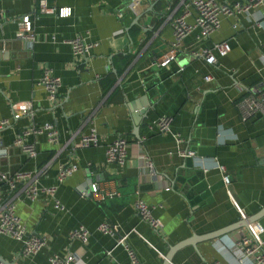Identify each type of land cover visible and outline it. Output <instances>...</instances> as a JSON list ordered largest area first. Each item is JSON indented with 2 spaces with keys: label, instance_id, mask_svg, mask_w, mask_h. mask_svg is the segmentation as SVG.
Here are the masks:
<instances>
[{
  "label": "crops",
  "instance_id": "1",
  "mask_svg": "<svg viewBox=\"0 0 264 264\" xmlns=\"http://www.w3.org/2000/svg\"><path fill=\"white\" fill-rule=\"evenodd\" d=\"M39 4L69 8V15L38 13ZM166 7L167 0H0V119H8L0 131V169L32 172L54 155L36 185L54 187L63 207L58 209L42 195L15 202L20 221L42 235L44 244L22 257L20 243L0 234V257L8 263L48 264L50 255L71 252L83 264H131L117 242L123 237L140 264H162L171 246L238 221L235 206L249 217L264 205V115L241 120L236 105L241 87L264 79V18L256 25L242 13L222 17L209 36L197 30L186 35L175 58L157 67L155 61L171 39ZM22 15L32 22L31 47L15 35ZM77 34L95 46L86 61L76 65L68 40ZM221 41L228 51L216 54L213 65L190 55ZM43 67L60 79L54 101L35 85ZM204 75L210 80L203 81ZM204 84L210 87L201 88ZM148 99L155 100L153 108H147L133 129L132 111ZM160 115L171 118L168 133L150 124ZM45 121L56 127V145L42 134L28 137L34 157L11 146L20 129ZM88 127L95 128L98 145L68 154V144ZM172 134L183 141L176 145ZM116 136L129 144L120 166L104 163L105 146ZM186 144L195 152L192 159L178 153ZM141 152L154 177L136 157ZM69 161L76 164L75 171L57 182V166ZM216 163L224 166L227 185ZM91 184L101 191L114 188L118 195L97 202L89 193ZM136 198L158 218L159 229L137 217L132 208ZM102 221L114 225L118 234L100 233L97 225ZM258 222L264 239V214ZM77 225L89 232L84 245L68 239ZM243 229L184 244L172 253L169 264H251L238 263L228 250Z\"/></svg>",
  "mask_w": 264,
  "mask_h": 264
},
{
  "label": "built area",
  "instance_id": "2",
  "mask_svg": "<svg viewBox=\"0 0 264 264\" xmlns=\"http://www.w3.org/2000/svg\"><path fill=\"white\" fill-rule=\"evenodd\" d=\"M139 0H135L138 2ZM131 4V3H130ZM132 3L129 9L133 8ZM167 20L171 28V39L167 50L159 59L155 61L157 67L165 66L172 61L179 49L181 40L194 30H197L201 36H209L219 27L220 19L227 16H235L242 13L246 17H251L256 25H259L261 18H264V0H237L231 3L220 2L219 0H167ZM253 10L258 11L255 13ZM37 12L41 14L56 13L60 17L69 15V8L61 7L54 9L44 4H39ZM190 18V20H187ZM16 38L24 40L28 47L33 42L32 22L28 15H22L17 21ZM74 64L86 61L90 50L95 43L85 41L80 35H74L68 40ZM228 51V45L225 41L216 42L208 47L190 52L191 56L202 58L206 64L213 65L216 63L215 55H224ZM264 61V55L262 56ZM210 80L209 75L203 76V81ZM35 85L40 86L47 93L49 101L57 98L58 88L60 86L59 77L52 74L48 67H43L41 74ZM241 98L236 102L241 120L261 117L264 115V79H260L255 84L248 87H241ZM171 118L167 115L156 117L150 124L156 131L160 133H168L170 131ZM8 125V119H0V131ZM42 134L45 136L49 144L56 145L58 142V132L54 124L45 121L40 124H31L26 128L20 129L11 146L17 147L27 157H34L36 154L34 143L28 140L30 136ZM172 137L178 145L183 140L178 134H172ZM99 142L94 127H88L86 132L79 135L76 142L68 144V154H73L75 148H86L97 146ZM129 144L121 137L116 136L104 149V163L122 165L125 161L127 147ZM178 153L182 157H192L193 152L189 150L178 149ZM4 151H0L3 156ZM154 177L153 170L148 157L144 153H138L136 156ZM54 155L46 162L37 167L32 172H12L0 169V234L6 235L20 243L19 254L27 257L38 252L44 244V237L34 231L28 230L20 221L15 213V202L20 198L34 200L40 195L53 202L58 209H62V205L54 196V187H37L38 179L45 173L46 169L52 163ZM216 168L221 174L223 185L229 183V176L223 165L216 163ZM76 169V164L69 161L67 164H59L57 166L56 181L61 182L63 179L71 175ZM89 193L94 196L95 201H102L105 198H112L118 195L113 188L101 191L96 184L90 185ZM236 211L244 218L242 211L237 207ZM132 208L137 217L146 223L151 229L157 230L161 223L158 218L154 217L149 206L141 199L136 198L132 203ZM100 233L108 236H116L117 228L109 222L102 221L97 225ZM263 227L258 220L251 221L238 234L236 240L231 243L228 248L231 255L238 263L245 260L251 261V264H264V239L262 238ZM89 237L88 230L82 225H77L68 232L69 240H77L82 245L87 242ZM117 242L126 251L131 264H140L128 244L123 237H118ZM0 264H4L0 261ZM48 264H83L75 253L67 252L64 256L52 254L48 257ZM208 264H220L218 261H212Z\"/></svg>",
  "mask_w": 264,
  "mask_h": 264
},
{
  "label": "water",
  "instance_id": "3",
  "mask_svg": "<svg viewBox=\"0 0 264 264\" xmlns=\"http://www.w3.org/2000/svg\"><path fill=\"white\" fill-rule=\"evenodd\" d=\"M131 3V2H130ZM138 16H134V22H136ZM210 86H208L207 84L202 85L201 88H209ZM141 100V99H138ZM155 101V100H154ZM154 101H152V99H148L147 101H145L146 105H142L139 106L136 104L134 110L132 111L131 117H132V121L134 123V127L133 129H137L138 128V123L145 118V111L147 110V108H153L154 105ZM137 137V135H135ZM183 150H189L191 152H193V155L195 154V152L193 151L192 147L188 146V144H186V147ZM183 158H188V159H192V157H183ZM264 214V205L252 216L249 217H244L242 219H239L238 221H236L235 223H232L231 225H228L226 227H223L221 229L215 230L213 232H209L206 234H203L201 237L196 238V237H191L188 240L185 241H181L179 243H177L176 245L171 246L166 255L163 257V261L162 264H169L170 262V257L172 255V253L179 249L180 247H182L184 244H193L195 242H197L198 240H210L213 239L215 237H218L222 234H225L233 229L236 228H240L241 226L246 227V225L248 223H250L251 221H255L258 220L262 215ZM0 261L3 262L4 264H10L7 261H5L4 259H2L0 257Z\"/></svg>",
  "mask_w": 264,
  "mask_h": 264
},
{
  "label": "trees",
  "instance_id": "4",
  "mask_svg": "<svg viewBox=\"0 0 264 264\" xmlns=\"http://www.w3.org/2000/svg\"><path fill=\"white\" fill-rule=\"evenodd\" d=\"M110 83H108L107 85H109Z\"/></svg>",
  "mask_w": 264,
  "mask_h": 264
}]
</instances>
